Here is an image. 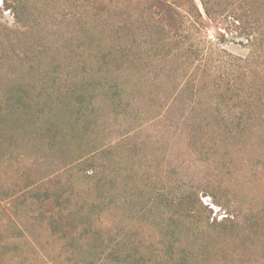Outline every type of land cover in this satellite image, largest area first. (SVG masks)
I'll return each instance as SVG.
<instances>
[{
  "label": "rangeland",
  "instance_id": "1",
  "mask_svg": "<svg viewBox=\"0 0 264 264\" xmlns=\"http://www.w3.org/2000/svg\"><path fill=\"white\" fill-rule=\"evenodd\" d=\"M153 1L0 0V264H264V0Z\"/></svg>",
  "mask_w": 264,
  "mask_h": 264
},
{
  "label": "trees",
  "instance_id": "2",
  "mask_svg": "<svg viewBox=\"0 0 264 264\" xmlns=\"http://www.w3.org/2000/svg\"><path fill=\"white\" fill-rule=\"evenodd\" d=\"M153 2L155 3V9L158 10L157 13H160L159 15L172 16L173 10L166 0H154Z\"/></svg>",
  "mask_w": 264,
  "mask_h": 264
}]
</instances>
